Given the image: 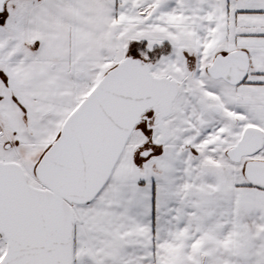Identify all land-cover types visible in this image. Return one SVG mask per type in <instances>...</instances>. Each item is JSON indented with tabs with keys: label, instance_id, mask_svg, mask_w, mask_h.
<instances>
[{
	"label": "snow or ice",
	"instance_id": "obj_1",
	"mask_svg": "<svg viewBox=\"0 0 264 264\" xmlns=\"http://www.w3.org/2000/svg\"><path fill=\"white\" fill-rule=\"evenodd\" d=\"M0 264H264V0H0Z\"/></svg>",
	"mask_w": 264,
	"mask_h": 264
}]
</instances>
